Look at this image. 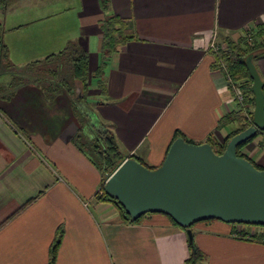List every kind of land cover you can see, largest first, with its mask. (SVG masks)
<instances>
[{
    "label": "crops",
    "instance_id": "1",
    "mask_svg": "<svg viewBox=\"0 0 264 264\" xmlns=\"http://www.w3.org/2000/svg\"><path fill=\"white\" fill-rule=\"evenodd\" d=\"M32 2L44 8L32 20L3 18L14 70L0 75L7 78L0 81V264H49L59 231L55 264H185L187 232L166 215L126 223L113 204L98 200L104 175L76 142L83 125L77 111L87 116L85 135L108 130L126 159L148 166L163 164L177 132L195 143L224 142L236 126L221 120L240 106L225 73L212 66L211 45L264 25V0ZM113 16L136 38L108 56L84 102L78 89L49 94L21 75L71 42L95 73L104 56L103 23ZM29 26L33 36L25 35ZM254 65L263 81L264 57ZM262 139L242 153L264 167ZM236 230L220 220L193 226L203 264H264V244L238 239Z\"/></svg>",
    "mask_w": 264,
    "mask_h": 264
},
{
    "label": "water",
    "instance_id": "2",
    "mask_svg": "<svg viewBox=\"0 0 264 264\" xmlns=\"http://www.w3.org/2000/svg\"><path fill=\"white\" fill-rule=\"evenodd\" d=\"M248 67L255 95L254 126L234 136L223 155L208 143L178 138L160 167L152 170L128 158L108 178L105 191L133 220L166 213L187 228L211 219L264 225V170L237 155L238 146L264 129L263 81L252 60ZM187 233L191 237L192 230Z\"/></svg>",
    "mask_w": 264,
    "mask_h": 264
},
{
    "label": "trees",
    "instance_id": "3",
    "mask_svg": "<svg viewBox=\"0 0 264 264\" xmlns=\"http://www.w3.org/2000/svg\"><path fill=\"white\" fill-rule=\"evenodd\" d=\"M8 4L9 0H0V75L14 70L12 63L8 58V48L4 42L5 29L3 17L7 12ZM104 5L106 7V4ZM103 28L104 56L101 65L95 73H90L88 54L79 48L76 43L71 42L64 50L56 54H51L44 60L30 63L24 71H21V75L23 77L25 76L28 80L39 82L49 92V94L50 92L59 93V91L64 90L65 87H67L68 90L78 89L79 92L76 91L74 94L75 96L81 95L82 97L79 99L84 102L87 97L86 91L90 85V79L93 77L102 78L108 56L119 47L136 38V35L127 22L116 16L106 18L103 23ZM248 35H251V38H249ZM217 45L219 49L212 51V55L214 57L212 66L225 73L236 99L237 92H241L244 95V101L242 106L239 107V110L226 115L223 120H221L224 125L234 124L236 128L231 131L224 142L220 144H217L212 139H208L206 141L212 146L213 150L218 155H223L226 151L228 143L234 136L254 126L255 95L252 90L253 79L250 75L248 60H252L255 64L257 60L264 57V25H259L255 30H247L237 40L227 39L225 40L224 45ZM43 66L44 68H42ZM32 71H39L40 73H32ZM18 72L19 71H16V73ZM76 83L80 84L79 88L76 86ZM100 85L103 86L101 80ZM262 91L264 93V80ZM1 94L2 88L0 86V95ZM77 115L82 120L83 125L76 137V142L80 150L90 153L94 157V160L99 165V168H101L104 175V181L101 186L102 195L97 196L98 200L113 204L124 222H140L144 216L138 220H133L121 203L105 191L106 180L126 159V156L123 154L118 145L115 135L108 130L104 131L101 129V133H96V136L92 139L89 138L83 132V129L86 126L85 122L87 123L86 114L84 112L81 113L77 111ZM260 136L263 137L262 140L264 141V129L262 131H258L256 136L247 141L245 144L238 146L237 155L250 161L256 169L262 171L264 170V167L257 165L254 161L242 153V149L247 143L254 141ZM178 138H183L188 143L203 144L192 142L179 132L175 134L173 142ZM263 143L264 142H261V144ZM133 158L149 169L154 170L158 168L146 165L137 157ZM29 203L24 205L19 211L25 209ZM161 214L166 215L173 224L180 226L186 232H188V229L192 230L194 226L193 225L190 228L183 227L166 213ZM231 225L235 226V228H237L236 225L241 227V229L236 230L234 234L238 239L264 244V225H247L237 223ZM62 236L63 232L59 231L51 248L49 264L56 263L57 252L61 244ZM188 239L190 255L185 264H203L207 260V255L196 245L193 231L191 237L188 235Z\"/></svg>",
    "mask_w": 264,
    "mask_h": 264
},
{
    "label": "rangeland",
    "instance_id": "4",
    "mask_svg": "<svg viewBox=\"0 0 264 264\" xmlns=\"http://www.w3.org/2000/svg\"><path fill=\"white\" fill-rule=\"evenodd\" d=\"M32 1L33 0H9V7L7 9L8 11L6 12V15H7L6 18L8 17L7 23L10 24L13 21H14V23H16L17 21L27 22V21L35 18L37 16L36 10L41 11L39 9H44V8L35 7L34 2H32ZM31 27L32 26H29L26 28L27 30H24V32L26 33L25 35L33 36L34 31H32ZM4 29H5V26H4ZM30 31H32V32H30ZM42 68H44V66ZM32 73H40V72L39 71H32ZM6 79H7L6 76H4V78H2V77L0 78V81L3 82ZM100 192H101V190H100ZM101 195H102V192L99 193L97 196H101ZM206 221H208V220H206ZM201 222H205V221H201ZM198 223H200V222H198ZM236 227L238 229H241V227L239 225L238 226L236 225Z\"/></svg>",
    "mask_w": 264,
    "mask_h": 264
},
{
    "label": "built area",
    "instance_id": "5",
    "mask_svg": "<svg viewBox=\"0 0 264 264\" xmlns=\"http://www.w3.org/2000/svg\"><path fill=\"white\" fill-rule=\"evenodd\" d=\"M248 37L251 38V35H248ZM211 49H214L215 51L219 49L216 41H213V43L211 45ZM236 100L238 101L239 106L241 107L243 104V101H244V95L241 92H237V99Z\"/></svg>",
    "mask_w": 264,
    "mask_h": 264
}]
</instances>
